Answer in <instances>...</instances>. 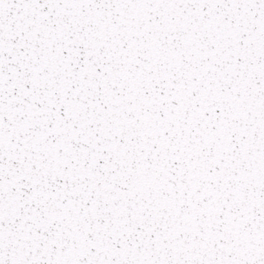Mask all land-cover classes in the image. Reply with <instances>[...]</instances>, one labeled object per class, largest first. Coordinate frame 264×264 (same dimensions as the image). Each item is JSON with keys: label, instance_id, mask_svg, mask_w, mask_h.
I'll list each match as a JSON object with an SVG mask.
<instances>
[{"label": "snow or ice", "instance_id": "snow-or-ice-1", "mask_svg": "<svg viewBox=\"0 0 264 264\" xmlns=\"http://www.w3.org/2000/svg\"><path fill=\"white\" fill-rule=\"evenodd\" d=\"M0 264H264V0H0Z\"/></svg>", "mask_w": 264, "mask_h": 264}]
</instances>
